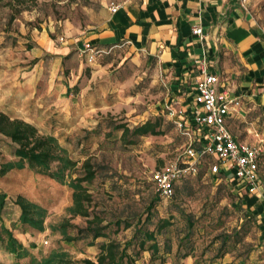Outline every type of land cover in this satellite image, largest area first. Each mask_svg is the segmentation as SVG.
<instances>
[{"label": "rangeland", "instance_id": "obj_1", "mask_svg": "<svg viewBox=\"0 0 264 264\" xmlns=\"http://www.w3.org/2000/svg\"><path fill=\"white\" fill-rule=\"evenodd\" d=\"M113 1L124 0H0V111L56 136L78 161L73 177L81 173L86 158L98 165L96 179L85 184L92 194L91 209L107 233L94 239L86 230L87 218L70 212L73 188L67 182L28 166L14 168L0 175V191L8 194L0 218V264H27L54 250L67 251L69 264H81L84 258L95 259L103 242L124 245L137 222L147 217L150 229L162 217L172 220L158 236L167 264H264V159L258 195L243 193L230 173L214 174L211 164L218 160L208 156L197 174L177 183L173 198H161L155 173L181 157L191 141L168 102L167 86L153 73L122 63L125 54L119 51L94 63L88 62L83 48H73L62 60L57 57L53 49L99 25ZM261 11L264 16V5ZM147 120H157L162 133L131 135L134 142L127 143L121 138L122 129L115 128L124 123L133 129ZM259 132L264 133V127ZM260 144L264 148V139ZM15 147L0 134V166L17 159ZM241 192L260 202L251 208L241 204L237 196ZM19 194L46 209L45 230L20 221L21 210L14 202ZM130 221L133 224L127 227ZM3 226L27 249L26 255L18 257L4 247ZM188 232V240L182 242ZM226 233L231 238L222 245L219 235ZM165 240L170 241V253L165 252ZM134 248L130 251L135 254ZM151 254L147 248L141 250L137 264H150Z\"/></svg>", "mask_w": 264, "mask_h": 264}, {"label": "crops", "instance_id": "obj_2", "mask_svg": "<svg viewBox=\"0 0 264 264\" xmlns=\"http://www.w3.org/2000/svg\"><path fill=\"white\" fill-rule=\"evenodd\" d=\"M263 5L264 0H124L116 12L109 6L105 19L86 35L53 50L61 60L87 42L124 53L122 63L137 65L164 82L168 102L198 147L204 134L194 123L199 112L196 86L205 71L214 73L219 89L241 101L227 116L229 129L238 141L260 144L264 139L259 132L264 127ZM197 26L202 34L194 32ZM240 190L250 193L244 183ZM251 197L255 205L260 202L255 195H246Z\"/></svg>", "mask_w": 264, "mask_h": 264}, {"label": "trees", "instance_id": "obj_3", "mask_svg": "<svg viewBox=\"0 0 264 264\" xmlns=\"http://www.w3.org/2000/svg\"><path fill=\"white\" fill-rule=\"evenodd\" d=\"M19 11L20 10H18V12ZM115 128L122 129L121 138L127 143L134 142V139L129 138L131 135L144 136L147 134L158 135L162 133L160 123L157 120H147L135 126L133 129L124 123L117 124ZM0 134L10 138L11 141L15 143L14 155L17 157L16 160H10L1 164V176L14 168L22 169L28 166L32 170L48 175L60 182H67L73 188V204L69 209L70 212L73 215H80L87 218L88 225L86 230L94 239L107 236V233L104 231L105 226L101 225L103 220L91 209L93 201L92 194L85 184L93 182L98 175L99 167L95 162L90 158H86L81 166V173L73 177L72 172L76 169L78 161L69 156L68 150L60 144L56 136L52 134H42L33 123L22 118L12 117L3 111H0ZM208 156L213 157L212 155H204L201 157V163L196 173H188L175 183L174 193L171 198H173L176 193L177 183L182 179L184 180L197 174L203 164V159ZM263 159L264 154L260 160V165ZM234 179L238 184H243L240 179L235 177ZM159 194L161 198L168 199L161 195L160 191ZM237 196H239L241 204H246L250 208L252 204L255 203L252 197L247 199L246 194L242 192L237 194ZM7 197V193L0 191V218H2ZM14 202L20 207L21 213L19 219L23 224L29 225L39 231L45 230L44 220L46 209L42 205L29 200L22 194L17 195ZM154 205L155 201L148 206L149 210H151ZM149 220H151V218L149 217L148 219L147 217V221H141V223L138 221L133 237L126 241L124 245L115 240L103 242L100 245V250L96 258H84L81 264H137L136 254H139L141 250H145L146 248L152 252L150 264H167L166 257L160 254L161 247L158 236L167 231V228L172 224V220L170 217H162L155 223L153 229L147 227V222ZM188 221L189 225H192L193 221L190 215H188ZM132 224L133 223L130 221L126 223V226L130 227ZM3 230H5L7 235V240L3 243L4 247L10 252L17 254L18 257L26 255L27 249L17 237H15L13 232L7 229L6 226H3ZM63 234L69 241L74 239L70 237L65 230ZM219 236L222 238V245H226L231 238V235L228 233ZM236 237L238 241H241L242 234L240 231L236 232ZM188 238L189 232L182 237L181 241L188 240ZM131 246L135 247V254L130 251ZM136 248H138V250H136ZM164 249L166 253L171 252L169 240H165ZM68 256L69 253L67 251L54 250L41 260L33 257L27 264H69L71 260Z\"/></svg>", "mask_w": 264, "mask_h": 264}, {"label": "built area", "instance_id": "obj_4", "mask_svg": "<svg viewBox=\"0 0 264 264\" xmlns=\"http://www.w3.org/2000/svg\"><path fill=\"white\" fill-rule=\"evenodd\" d=\"M123 5V1H113L110 10L116 12ZM202 27L197 26L194 32L202 34ZM83 51L89 63H94L99 57L111 52L106 48L90 42L85 43ZM218 75L205 71L196 86L195 100L199 112L194 116V123L204 134L201 147H195V141L186 145L184 151L176 161L171 162L154 175L161 195L171 198L175 183L188 173H196L201 157L215 156L218 162L211 164L214 174L231 171L233 176L240 179L251 193L260 192V160L264 148L260 144H249L238 141L227 125V116L233 107L241 105L238 98L232 97L227 90L218 87ZM184 126L183 122H179ZM186 134L191 136L190 131ZM264 204V199L262 201Z\"/></svg>", "mask_w": 264, "mask_h": 264}]
</instances>
